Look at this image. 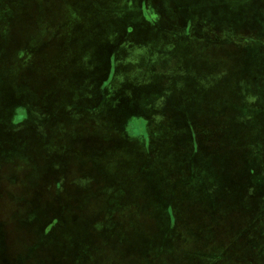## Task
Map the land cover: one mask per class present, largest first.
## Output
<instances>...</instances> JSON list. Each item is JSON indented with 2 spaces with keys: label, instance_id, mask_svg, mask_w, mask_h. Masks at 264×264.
Returning <instances> with one entry per match:
<instances>
[{
  "label": "rangeland",
  "instance_id": "rangeland-1",
  "mask_svg": "<svg viewBox=\"0 0 264 264\" xmlns=\"http://www.w3.org/2000/svg\"><path fill=\"white\" fill-rule=\"evenodd\" d=\"M160 11L156 43L143 19ZM109 56L119 79L98 94ZM97 100L103 132L71 124ZM127 117L133 139L118 131ZM26 119L36 134L19 131ZM0 159V251L15 257L30 237L19 225L47 209L21 264H264L263 184L251 177L264 180V0H0ZM61 161L66 190L101 185L98 197L53 209L34 168Z\"/></svg>",
  "mask_w": 264,
  "mask_h": 264
},
{
  "label": "crops",
  "instance_id": "crops-1",
  "mask_svg": "<svg viewBox=\"0 0 264 264\" xmlns=\"http://www.w3.org/2000/svg\"><path fill=\"white\" fill-rule=\"evenodd\" d=\"M169 8H172V10H174L175 8L178 9L175 6H166V9H169ZM178 11H179V9H178ZM232 11H238V10H232ZM249 14H250V11H249ZM159 16H160V19L159 18H152L151 16L150 17L149 16H147V17L145 16L144 19H143L144 22H145V24L148 26L147 27L148 28V32H147V36L146 37H148V40H149V38H151L153 40L152 42H156V43L158 42L157 37H155V35L152 36L151 32L152 31H154V32H158V31L164 32L165 31V26L163 25V22L166 21L165 16H164V14L161 11H160ZM168 21L169 22H173V21L174 22H177L176 19L173 20V19H169V18H168ZM168 21H167V23H168ZM68 26H69V24H68ZM129 30L130 31H133V29H129ZM224 58H226V57H223V59ZM174 59H176V58L174 57ZM107 60L109 61V62H107L109 64V67L107 65L108 71L105 72V75H106L107 78L106 77L105 78L103 77V75H104V73H103L101 79L100 80L98 79L99 81L97 80L96 83H95V88H96V91H97L98 94H99V92H101L100 90H103V88L106 86L107 82L114 81V83L117 84V81L119 79V74H118V77H116L117 76V71L119 70V67L117 66L118 63H119V61L114 56H109V59H107ZM175 67L176 66L174 64L173 69H172V70H174L173 73H175L177 71V70H175ZM108 73H109V75H108ZM99 75L100 74H98V78H99ZM166 85H167V83L165 82L163 85L155 86L153 88H159L161 90L168 91V88H165ZM130 88H132V86ZM135 92H137V90ZM135 99L132 102H129L127 106L128 107H139V103L136 102ZM53 102H55V101H53ZM97 102H98V100L94 104L86 105V106L80 104V105H82V111H80V113L81 112H85L86 114L89 113V114H92L94 116L92 118H90V117H87V118H72V117H70L69 119H71V121H72L71 124H76V123H73V121H77V122H80L81 121L82 122V121H85V120H92L94 123H88V124H90V126H92V127L100 128L99 127V123L100 122H103V117L99 116L98 112L95 113V111L98 109V106H99V102L98 103ZM48 103H50V102H48ZM166 103L167 102H165L163 105H165ZM168 103H169V101H168ZM168 103L166 104V107H165L166 110H167L166 111L167 113L164 114L165 117L166 116H171V112H170L171 109L170 108L172 106V103L171 104H168ZM61 105H67V104H65L63 102V104H61ZM87 109H91V111L88 112ZM151 111L152 110H149V111H147L144 114H149V112H151ZM49 115H50L49 116V122H50L49 127H46V128H44L42 126L41 127H35L40 132L38 134L41 135L42 138L44 137V134H46V133L48 134L51 131L55 132L56 131L55 127L57 126V124H59V123H57V120H56L57 115H56V112H55V108H54V110ZM128 116H130V115H128ZM132 116H133V118L135 117V115H132ZM140 116H142V115H140ZM143 116H146V115H143ZM64 117H69V115H66ZM118 117L121 118L122 115L121 116H118ZM165 117H164V119H165ZM145 119H147L149 123H150V120H152V118L150 116H148ZM130 121H131V117H127L125 120H123V125L121 126V129L119 128V125H118V131L121 132L122 135L128 136L129 139H133L134 137H136L138 135V133L131 134V132H130L131 130H129V127L131 125V124L129 125V122ZM29 123L30 122L27 119L24 122H22L19 125V131L27 130V129H22L21 127H23V126H25V125H27ZM149 123H147V124H149ZM156 123H160V121L159 122H154V125H156ZM117 124H118V122H117ZM80 125L83 126L84 124H80ZM36 129H34V130H36ZM100 129L103 132L102 128H100ZM71 130H72V128H71ZM27 131L28 132H31V133H34V134L37 133V131H33V128L32 129H28ZM129 134H131L133 136V138H131L129 136ZM135 139H137V138H135ZM141 139H143L142 140V143L146 146V144H148V143H147V141L144 142L145 137L144 138L142 137ZM195 150H205V146L202 145V144H199L198 146L195 147ZM65 151H66V149H65ZM48 152H50V151H48ZM54 153L55 154H53V153L52 154L54 156L56 155L57 158H62V157H65V153H67V152L56 153L55 150H54ZM59 164L62 165V166H64V170H62V169L59 170L57 167L52 166L53 164L43 165V166H41V168L40 167L34 168L37 171L42 170V172H43V174H34V177L35 178H37V179L42 178V184L46 181L47 178H48V181L50 182V184L48 186L47 193L50 195V200L48 202L54 203V208L53 209H56V210H58L60 212H63L66 203L69 200H71V197H73V196L81 197V200H83L85 196L86 197L96 198L98 196H95L94 194H98L99 195L103 191L102 190V186L100 185V188H101L100 190L98 189L99 187H96L97 188V191H96V188H95V189H91L89 191H77L78 193L75 192L72 195L71 188L68 187L67 190H66V188H65L66 185L60 182V180H62V181L64 180V179H61L60 176L61 175H63L64 177L66 176V174H64V172H66L67 167H66V165H64V162L63 161H61ZM1 165L2 164H0V169H1L0 172H3L4 170L2 169V166ZM12 167L13 166L10 165L9 167H6V169H8L9 171H11V168ZM16 172H18L17 169H16ZM11 176H13V175H11ZM17 180H18V178H17ZM90 182L92 184L94 183L92 180ZM88 183H89V181L86 180L85 186ZM120 186H122V184L120 185V184H117L116 183V186L115 187L118 188ZM216 190H217V184L214 185L212 187V189L209 190V191L212 192V191H216ZM6 191H5V193H6ZM84 192H87L88 194L90 193V196H87V195L81 196L82 193H84ZM38 200H39V202L40 201H44L43 197H41V196L38 197ZM42 208H43V206L37 208L38 217L31 216V218L27 219L28 222H26V224L25 223H22L21 225H19V234L21 236H30V237L26 240V242L21 241L22 244L19 246V252H17L15 254V257H13L10 253H8V251L6 249H4L3 242H1L0 264H10V263H8V261L11 262V260H18V259H19V264H21L26 259L25 258L26 257V254L25 253L26 252H29L28 249H32V246H31L30 243L32 241L33 235H37V234L41 233L40 231H38V227L43 225V221L42 220H43V218L46 217V214L45 213H47V209L42 210ZM62 209H63V211H62ZM16 210H18V209L16 208ZM53 217L56 218V215L53 216ZM210 217H214V216L213 215H208V218H210ZM47 218L48 217H46L45 219H47ZM29 246H30V248H29Z\"/></svg>",
  "mask_w": 264,
  "mask_h": 264
},
{
  "label": "trees",
  "instance_id": "trees-1",
  "mask_svg": "<svg viewBox=\"0 0 264 264\" xmlns=\"http://www.w3.org/2000/svg\"><path fill=\"white\" fill-rule=\"evenodd\" d=\"M2 158H4L3 155H2ZM0 160H1V159H0ZM11 165H12V164H11ZM9 173H11V171H10ZM0 174H1V172H0ZM252 176H254V178L259 179L260 182H261V184H263V185H260L259 188H260V195H261V194L264 195V183H263L264 180H263L261 177H258V175H251V177H252ZM10 177H12V176L10 175ZM244 178H246V177H244ZM248 178H249V177H248ZM249 188H250V186L247 185V191L249 190ZM248 192H249V191H248ZM248 192H247V193H248ZM257 196H258V195H255V196H254V197L256 198L255 201H259V202L261 203V206H263V204H264V198L261 199V200H258V197H257ZM262 197H263V196H262ZM234 203L240 205V201H234ZM257 204H258V203H257ZM193 205H194V203L191 204V207H192V208H193ZM215 207H216V206L214 205V206H212L211 208H209V205H207L205 211H206L207 214L209 215V214L212 213V211L215 209ZM238 210H239L240 214H243L244 216H247L245 210L241 209V205H240V207H238ZM210 212H211V213H210ZM207 220H210V219L207 218Z\"/></svg>",
  "mask_w": 264,
  "mask_h": 264
}]
</instances>
